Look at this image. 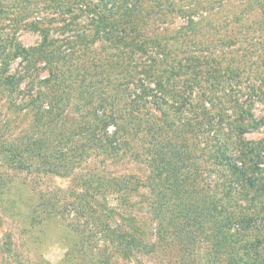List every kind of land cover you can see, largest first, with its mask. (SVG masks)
<instances>
[{
    "label": "trees",
    "instance_id": "16d2710c",
    "mask_svg": "<svg viewBox=\"0 0 264 264\" xmlns=\"http://www.w3.org/2000/svg\"><path fill=\"white\" fill-rule=\"evenodd\" d=\"M4 1L0 0V14L6 11ZM10 1L18 2L10 3L18 6L14 10L16 16L23 17L30 30L42 35V44L39 48L29 49L21 46L13 38L14 34L0 31V45L3 44L0 46V83L14 93L9 103L14 107L30 106L44 116L62 114L69 123L74 109L67 111V106L62 107L65 104L56 106V95L61 92L68 96L73 108L84 95L94 101L98 99L99 104L93 106L90 113L96 117L95 127L103 132L108 145L131 125V120H137L146 107L150 115L148 120L152 121L151 130L155 127L163 133L162 125L169 127L168 135L162 137L153 131L146 139L154 173L152 181L150 179L144 186H148L150 194L157 199L153 207L157 218L156 232L174 234L177 239L173 246L182 255V260L187 256L185 252L190 239L199 243L204 238L209 243L207 262L264 264L263 240L255 238L252 242L242 236L238 242H232L241 235L243 228L248 227L246 224H250L248 228L254 226L260 231L258 221L253 225L247 223L249 218L239 221L231 211L241 207L239 197L247 196L250 189H254L251 209L264 213V204H255V199L264 192V141L246 140L245 137L249 131L264 126V108L259 110L261 114H255L256 101L264 106V69L253 68L250 50L245 55L239 51L243 60L250 61L241 68L234 64L235 59H228L209 41L225 46L222 22L238 23L242 18L240 13H248V9L243 4H234V0ZM57 24L61 25V32H66L64 36H56L59 33ZM254 30L251 31L256 33ZM236 35L233 32L228 40L237 42ZM254 38L257 37L251 36L248 41L256 46ZM8 45L16 46L15 52L6 51ZM51 45L60 48L55 54L44 53L42 46ZM83 46L92 54L112 52L113 55L104 60L108 64L107 73L96 69L100 76L93 71L79 74L83 70L79 69L80 64L74 68V64L68 62L70 55ZM70 51L72 53L68 54ZM37 52L52 64L49 77L45 79L39 76L41 67L32 58V54H39ZM116 56L120 57L115 60ZM17 58L19 65L10 70V64ZM66 59L65 65H60L59 62ZM256 74L261 76L258 83L254 79ZM21 83H25V87H21ZM130 86L133 92L129 91ZM35 87H40L39 91H35ZM164 106H168L170 114L163 112ZM153 108H157L156 112ZM136 112L135 118L130 119ZM143 115L147 113L143 112ZM158 146L170 153L160 155L155 150ZM68 147L69 143L66 148L58 146L47 153V157L74 159L72 149ZM9 150L16 153L14 147ZM33 152L38 156L41 149ZM206 155L211 156L217 166L203 164ZM246 160L251 162V167ZM16 162L22 168L32 166L30 159H21L20 155ZM203 166L212 168L215 175L224 171V177L218 176L215 180L211 177L206 181L207 190L201 188L198 180ZM163 177L169 182L165 181L161 189L154 181ZM88 197L94 199L93 194L88 193ZM104 210L111 216L110 208ZM35 219L32 217V221ZM104 227L120 240L126 252L123 256L128 258L136 254L134 248L139 242L121 225L115 222V227L111 228L104 223ZM195 228L204 232L199 241ZM208 230L211 233H207ZM140 247L142 250L141 244ZM102 260L106 261L105 258Z\"/></svg>",
    "mask_w": 264,
    "mask_h": 264
},
{
    "label": "rangeland",
    "instance_id": "374dc122",
    "mask_svg": "<svg viewBox=\"0 0 264 264\" xmlns=\"http://www.w3.org/2000/svg\"><path fill=\"white\" fill-rule=\"evenodd\" d=\"M11 2L4 1L6 11L3 10L0 14V31L14 34L13 38L21 46L29 49L39 48L42 44V35L30 30L23 17L16 16L14 10L18 6L14 4L13 7L10 5ZM263 2L264 0H234V4H243V7L248 9L249 19L246 20L247 12H241L242 18L238 23L224 20L223 33L228 35L222 36L228 43L229 35L234 32L237 34L235 40L237 42L232 41L224 46L209 40L210 44H214L211 46L228 59H235L234 64L241 68L246 67L248 64L246 61L249 59L243 60L239 53L245 55L250 50L253 54V68L264 69V61L261 60L262 56L264 58ZM7 3L10 5L9 8ZM249 22L253 23L250 27ZM57 26L59 33L56 36H64L66 32L65 34L61 32L60 24ZM253 28L256 33L251 31ZM251 36L257 37L254 38L256 46L249 43ZM58 48H60L58 45L42 46L44 53H54ZM15 49L16 46L13 45L6 47V51L15 52ZM1 51L2 49L0 53ZM71 53L72 51L68 52ZM108 55L113 54L111 51L107 52V55L103 52L100 55L92 54L83 46L70 55L68 62L73 63L74 68L80 64L79 69L83 70L79 74L84 71L96 73V69L97 72L108 69V64L104 61ZM117 57L120 56L114 57L115 60ZM32 58L37 60V65L41 67L38 71L39 76L43 79L49 77V66L52 65L50 61L40 56V53L32 54ZM67 59L59 62L60 65H65ZM19 60L17 58L12 61L10 70L19 65ZM254 79L258 83L261 76L256 74ZM20 86L25 87V83H21ZM38 89L40 87H35V91H39ZM129 91L133 92L132 86L129 87ZM221 92L224 95V92ZM12 96L14 93H10L3 87V83H0V150L7 149L0 152V264H222L219 260L207 262L209 243L203 238L204 232L196 231L199 228H195L199 235L197 241L202 238L203 240L198 243L190 239V244H185L188 245V250L185 252L187 256L184 260L180 259L182 255L173 246L177 239L174 234L169 231L156 232L157 218L153 207L157 199L150 194L149 187L144 186L150 183V179L152 181L154 173L146 139L153 135V131L162 137L168 135L169 127L162 125L163 133L159 129L155 130V127L151 130L152 121L148 120L147 116L150 115L146 107H143L138 119L131 120V125L121 131L115 141L108 145L109 142L104 140L103 132L95 127L96 117L90 113L100 100L94 101L85 98L87 95H84L81 97L82 101L80 100L76 108H73L72 100L69 102L68 96L65 97L60 92L54 98L57 99L56 106L65 104L62 107L67 106V111L74 109L73 119L68 123L62 114L56 117L44 116L37 114L27 105L14 107L9 103ZM255 104V114L258 116L261 114L259 110L264 106L260 101H256ZM156 109L153 108V111L156 112ZM162 110L170 114L168 106H164ZM143 112L147 115H143ZM137 113H133L130 119L135 118L134 115ZM62 137L67 142L62 141ZM245 137L246 140L264 141V126L259 130L249 131ZM68 143L74 159L47 157L51 150L58 149V146L61 149L66 148ZM115 145L116 149L113 148ZM11 147L15 148L16 153L8 151ZM158 147L155 150L160 152V155L170 153L168 149ZM40 149L41 153L38 156L34 154L33 151ZM19 155L21 159H30L32 166L20 167L16 162ZM211 158L206 155L202 163L216 165L213 158L209 161ZM245 163L251 167L249 160ZM218 176L224 177V171H218L215 175L212 168L203 166L198 176L201 188L205 187L207 190L206 181L211 177L215 180ZM165 181L169 182L164 177L157 178L154 183L162 189ZM88 193L93 194L94 199H90ZM254 193V189H250L247 196L239 197L241 207L233 208L231 211L239 221L249 218L247 223L252 225L258 221L261 230L255 229L254 226L248 228L250 224H246L248 227L243 228L241 235H237L232 242H238L243 236L252 242L255 238L261 239L264 246V213L251 209ZM259 203L264 204V192L255 199V204ZM109 208L111 216L104 210ZM37 216L39 218H36ZM32 217L36 219L32 221ZM115 222L141 244L142 250L140 244L136 243L137 246L134 248L136 254L128 258L123 256L126 252L120 240L104 227L105 223L114 228ZM137 227L140 232L137 231ZM203 231L206 235V229ZM207 233H211L210 230ZM99 258L100 260L105 258L106 261H100Z\"/></svg>",
    "mask_w": 264,
    "mask_h": 264
}]
</instances>
